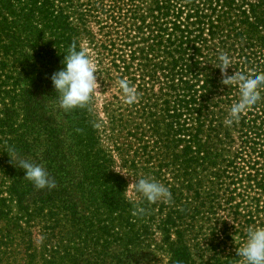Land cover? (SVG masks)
Returning a JSON list of instances; mask_svg holds the SVG:
<instances>
[{
	"label": "trees",
	"instance_id": "obj_1",
	"mask_svg": "<svg viewBox=\"0 0 264 264\" xmlns=\"http://www.w3.org/2000/svg\"><path fill=\"white\" fill-rule=\"evenodd\" d=\"M73 44L100 87L65 112L51 77ZM221 53L228 76L264 72V0H0V263L240 264L264 226V87L226 125ZM140 178L171 200L147 202Z\"/></svg>",
	"mask_w": 264,
	"mask_h": 264
},
{
	"label": "clouds",
	"instance_id": "obj_2",
	"mask_svg": "<svg viewBox=\"0 0 264 264\" xmlns=\"http://www.w3.org/2000/svg\"><path fill=\"white\" fill-rule=\"evenodd\" d=\"M62 64V69L51 77L53 87L60 94L59 107L65 112L84 107L100 87L95 75L96 69L90 57L83 47L77 51L76 45L73 44L64 55ZM215 66L225 77L222 80L224 85L235 84L239 89V99L231 105L228 118L225 120V124L231 126L234 122H239L242 114L261 99L264 72L250 71L247 74L236 73L228 76L227 70L231 66V60L223 53L217 57ZM118 87L126 104L131 105L137 102L136 88L130 85L126 78L118 81ZM19 167L25 171L24 179L30 181L36 189L55 187V181L49 177L43 167L26 160H20ZM137 181L131 184L132 189L135 193L142 195L147 202L171 200L172 194L163 184L145 178ZM237 256L240 257V264H264V226L249 227L245 242L237 248Z\"/></svg>",
	"mask_w": 264,
	"mask_h": 264
},
{
	"label": "rangeland",
	"instance_id": "obj_3",
	"mask_svg": "<svg viewBox=\"0 0 264 264\" xmlns=\"http://www.w3.org/2000/svg\"><path fill=\"white\" fill-rule=\"evenodd\" d=\"M168 259H166V261H167ZM24 264V263H22V262H20V261H14L13 260V262L11 263V264ZM35 263H39V264H43V262H42V260H36L35 261ZM0 264H9V263H7V261H3L2 263H0Z\"/></svg>",
	"mask_w": 264,
	"mask_h": 264
}]
</instances>
